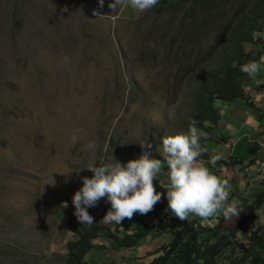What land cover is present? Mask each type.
I'll return each instance as SVG.
<instances>
[{
    "label": "rangeland",
    "instance_id": "374dc122",
    "mask_svg": "<svg viewBox=\"0 0 264 264\" xmlns=\"http://www.w3.org/2000/svg\"><path fill=\"white\" fill-rule=\"evenodd\" d=\"M114 2L104 0L100 8L99 0H0V264H65L64 241L74 229L68 219L75 211L73 196L83 186L82 177L94 175L86 167L99 166V160L125 164L129 155L138 159L133 151L141 143L157 142L163 152L158 137L175 133L179 126V97L186 92L188 76L177 77L178 85L172 68L187 67L192 60L188 46L184 57L167 45L179 17L171 19L174 13L165 10L159 18L129 5L113 12L108 5ZM263 46L255 44L254 50L264 54ZM192 54L199 59L203 50ZM258 62L261 70L253 76H264V59ZM201 69L199 64L196 72ZM170 73L173 81L166 86ZM111 133L118 145H108ZM212 138L209 159L197 164L210 171L227 164L215 175L229 181V203L240 214L225 218L217 212L219 218L213 219L219 229L230 228L247 216L246 205L256 199L250 195L264 190V158L258 159V170L248 172L245 160L231 156L232 143L218 146L221 152L226 149L218 153L212 147L221 139ZM90 142L95 149L87 147ZM130 144L134 148L128 152ZM214 156L219 160L212 165ZM156 178L170 185L166 164ZM102 199L105 210L95 208L93 213L105 223L111 205ZM150 213H136L130 221ZM105 224L108 229L116 225ZM169 240L168 234H150L145 239L148 250L135 254L123 249L118 237L112 241L115 248L106 238L105 248L94 247L86 257L90 264H116V255L141 257ZM258 246L264 248V241Z\"/></svg>",
    "mask_w": 264,
    "mask_h": 264
},
{
    "label": "trees",
    "instance_id": "16d2710c",
    "mask_svg": "<svg viewBox=\"0 0 264 264\" xmlns=\"http://www.w3.org/2000/svg\"><path fill=\"white\" fill-rule=\"evenodd\" d=\"M165 10L174 13L171 19L179 17L180 21L179 27L168 34L167 45L170 49H180L179 55L184 57H187L185 53L188 46L192 60L187 67L172 68L176 71L174 77L178 85L181 82L177 81V77L182 79L188 76L184 86L187 89L183 98L179 97L182 107L180 106V119L176 120L179 122L176 132H164L158 139L165 135L187 133L190 120L195 119L201 135L207 137L201 140L205 151L197 157V161H204L209 159L207 147L213 139L212 129L220 118L216 100L227 103L241 98L245 104L255 105L249 91L258 87L254 86L249 90L244 88V78L249 75L240 71V65L250 60H261L264 56L263 51L254 50L255 44H264V37L261 35L264 31V0H159L150 13H155L160 18ZM178 34L182 38H178ZM197 50H203L199 59H195L192 54ZM234 62L236 67H233ZM199 64L204 69L196 72ZM189 69H193L191 76ZM167 76L169 79L166 86L173 81L171 73ZM174 95L179 96L181 92ZM219 137L223 138L221 135ZM118 142L111 133L108 145H118ZM253 142L258 149L263 147L261 142L260 145ZM150 143L151 149L140 146L133 152L140 157L144 151H150L154 158L165 164L163 152L156 147L157 142ZM133 148L130 144L127 151L131 152ZM126 160L128 162L133 159L129 155ZM217 170L220 171L221 168H211L214 174ZM153 183L156 188L161 182L155 178ZM260 190L250 195L256 199L253 204L246 205L247 216L240 223L221 229L210 222L211 217L205 220L188 216L185 221L178 220L167 208L168 201L156 204L151 220L147 219L149 217L138 221L125 219L124 227L120 230V224H114V227L108 229L93 213L95 208L105 210L101 199L97 206L88 208L94 217V223L90 227L83 226L75 216L71 225L74 227L72 237L65 242V264H90L86 256L90 249L97 246L95 239L100 234H104L110 241L118 237L117 242L124 249L130 248L135 252L150 234L170 235L168 242L146 255L125 258L126 264H264V248L258 246L264 241V235L259 234L264 231V190L258 194ZM258 216L261 220L256 219ZM239 234L243 236V240L238 239ZM99 245L103 247V243L100 242ZM223 251L224 255L220 256Z\"/></svg>",
    "mask_w": 264,
    "mask_h": 264
},
{
    "label": "clouds",
    "instance_id": "9594fccd",
    "mask_svg": "<svg viewBox=\"0 0 264 264\" xmlns=\"http://www.w3.org/2000/svg\"><path fill=\"white\" fill-rule=\"evenodd\" d=\"M159 0H115L108 6L115 12L118 8L129 5L144 12L151 10ZM100 8L104 0H99ZM100 15L99 12H94ZM264 59V58H262ZM236 67V63H233ZM260 62L250 60L240 65V71L247 75H254L260 71ZM197 121L190 120L187 133H177L162 137V151L164 162L168 168L170 185L167 187V208L173 216L180 221L188 219L189 214H194L207 220L218 211H222L225 218L238 217L240 211L235 203H229V181L221 180L207 167L197 164L199 157L205 149L201 144L202 136L197 128ZM76 137H73L75 140ZM95 149L94 142L87 146ZM141 147L151 149V143H141ZM219 156H214L209 163L215 165ZM94 173L89 178L82 177L83 186L73 196L76 216L79 223L90 227L94 217L88 208L98 205L102 198H107L111 207L103 217L105 223L115 222L122 224L125 218L131 220L134 214L147 215L154 211L155 205L163 199V193L157 192L154 179L161 169V160L154 158L150 151L135 160H129L126 165L119 160L104 162L99 160L86 167ZM67 207V202L64 203Z\"/></svg>",
    "mask_w": 264,
    "mask_h": 264
},
{
    "label": "crops",
    "instance_id": "0c3cea01",
    "mask_svg": "<svg viewBox=\"0 0 264 264\" xmlns=\"http://www.w3.org/2000/svg\"><path fill=\"white\" fill-rule=\"evenodd\" d=\"M261 58H264V56H262ZM257 74H259V72ZM259 78H264V76L249 75L246 78H244V81H243V86L247 90L251 89V87H254V86L258 87V89L249 91L251 96L254 99L255 105L249 106L245 104L241 98H236L233 101L227 102V103L220 102L219 104H217V107L220 113V118H219V121L214 125L212 129V135H217V136L221 135L223 137L221 138L219 142L216 143L215 147H212V149L214 148L215 152L224 153L223 151L224 150L226 151V149H224L221 152L219 151L218 146L219 148H223L225 147L226 144L232 143L233 147L231 150V156H236L239 159H241V161L245 160L246 161L245 169H248V172H251V171L254 172L258 170V168L260 167L259 165L260 161H258V159L264 158V98H263L264 86L260 85L263 82H262V79L257 80ZM255 90L257 91L255 92ZM260 123L262 124V126H260ZM238 129H244V130L243 132L235 133ZM257 139L263 145V147H260L259 149L253 142ZM209 147L210 146H208L207 148ZM220 168L221 170L226 169V167H223V164L220 165ZM263 168H264V165H263ZM222 180H224V178ZM161 184L162 183H160V185L156 187V191L161 186L162 189L159 192L164 194L161 202L165 203L167 201V189L166 188L169 187V185L167 183L165 185L163 184L161 185ZM238 186L240 187V184ZM218 212L221 213L222 211H218ZM153 214H154V211H151V213L148 216L153 215ZM189 216L200 218L194 214H189ZM74 218H75V215L71 214L68 219L70 222H73ZM213 218L218 219L219 216L215 214L210 220L211 223L216 224L217 222ZM147 219L151 220L153 218L149 217ZM70 235H71L70 236L71 238L72 237L71 232H70ZM146 237L141 242V247H139L138 252H136L135 254H138V253L140 254L148 250V246L147 245L145 246ZM98 239L99 240H98L96 247H100L99 243L100 242L103 243L106 240V238L100 239V236ZM65 242L66 240L64 241V244ZM109 242H110V246L112 247V241H109ZM103 247L105 248L104 245ZM94 249L96 248L90 249L89 252H91ZM126 250L131 251L127 248ZM131 256H135V255H132V254L128 255V257H131ZM124 260L125 259H119L118 256L116 255V261H117L116 264H126L127 261H124ZM92 263H95V260L92 261Z\"/></svg>",
    "mask_w": 264,
    "mask_h": 264
},
{
    "label": "built area",
    "instance_id": "2783aa9c",
    "mask_svg": "<svg viewBox=\"0 0 264 264\" xmlns=\"http://www.w3.org/2000/svg\"><path fill=\"white\" fill-rule=\"evenodd\" d=\"M263 98H264V93H263Z\"/></svg>",
    "mask_w": 264,
    "mask_h": 264
}]
</instances>
